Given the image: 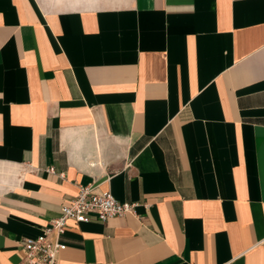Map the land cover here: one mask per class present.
Wrapping results in <instances>:
<instances>
[{
  "label": "crops",
  "instance_id": "obj_1",
  "mask_svg": "<svg viewBox=\"0 0 264 264\" xmlns=\"http://www.w3.org/2000/svg\"><path fill=\"white\" fill-rule=\"evenodd\" d=\"M87 185L58 264H264V0H0V264Z\"/></svg>",
  "mask_w": 264,
  "mask_h": 264
},
{
  "label": "built area",
  "instance_id": "obj_2",
  "mask_svg": "<svg viewBox=\"0 0 264 264\" xmlns=\"http://www.w3.org/2000/svg\"><path fill=\"white\" fill-rule=\"evenodd\" d=\"M47 170L53 172L52 167ZM135 205L117 201L108 190H97L90 185L81 186L39 235L24 238L23 256L15 264H58V253L65 247L60 237L69 220L76 223L89 222L92 218L106 221L133 213Z\"/></svg>",
  "mask_w": 264,
  "mask_h": 264
}]
</instances>
